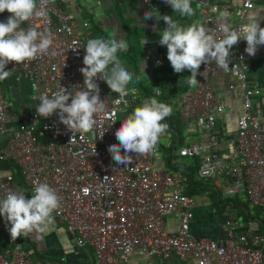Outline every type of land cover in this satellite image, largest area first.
Here are the masks:
<instances>
[{"label": "built area", "instance_id": "2783aa9c", "mask_svg": "<svg viewBox=\"0 0 264 264\" xmlns=\"http://www.w3.org/2000/svg\"><path fill=\"white\" fill-rule=\"evenodd\" d=\"M135 1L151 7L157 0ZM192 2L200 11L201 22L222 35L219 13H229L227 23L236 16L235 24L242 25L256 0H240L234 7L213 6L209 0ZM38 7L47 15L33 17L29 26L52 35L56 54L30 63L9 62L6 70L27 76L33 97L40 103L39 96H50L59 85L69 90L75 86L73 92L83 86L79 69L84 67L86 39L74 30L73 14L63 9L58 0H38ZM25 22L22 28L26 29L29 22ZM245 42L241 39L233 46L235 59L230 58L229 68H221L214 61L201 64L197 85L190 93L178 94L176 106L184 122L199 120L208 129L202 141L183 145L178 153L182 157L200 156L198 175L223 181L226 196L245 193L250 205L264 209V122L253 110L254 99L262 92L248 81ZM146 56L162 64L157 52L148 49ZM220 74L232 78L227 91L234 92L241 102L236 133L230 138L234 151L226 156L220 152L222 141L216 132L217 116L226 111V105L212 90V80ZM97 83L106 110L97 114L91 131L73 134L57 114L45 118L34 110L20 118L5 97L0 81V160L13 161L19 174V178L0 175V198L17 190H24L31 198L38 183L49 184L60 198L53 217L66 226L77 246L92 248L94 264H130L134 253L164 256L170 252L184 261L194 260L195 264H264L260 247L264 238L257 232L256 220L248 222L246 234L236 235L232 229L236 221L226 219L227 240L223 243L192 236L194 202L185 192L187 176L160 167L156 148L143 155L132 153L127 165L112 159L108 146L119 143L115 136L123 120L119 113L132 106L135 98L133 94L123 99L118 94L110 95L105 81L98 78ZM157 93L161 91L155 90ZM169 216L177 220L175 229L166 222ZM32 253L16 242L0 249V264H43L33 262Z\"/></svg>", "mask_w": 264, "mask_h": 264}, {"label": "clouds", "instance_id": "9594fccd", "mask_svg": "<svg viewBox=\"0 0 264 264\" xmlns=\"http://www.w3.org/2000/svg\"><path fill=\"white\" fill-rule=\"evenodd\" d=\"M164 2L180 17L191 18L195 15L192 0ZM5 10L11 15L6 21H0V81L12 75L11 70H6L9 62L30 63L38 57L56 54L52 35L29 26L33 17L47 15L46 10L38 7V0H0V13ZM155 10V13L147 11L145 20L156 18L159 44L166 46L167 59L173 71L181 73L189 70L191 75L187 83L192 87L198 83L197 74L201 64L214 61L221 68H229L231 50L241 39L247 42L245 52L249 56H254L258 46L264 45V27L260 24L264 17H259L260 12L246 14L242 25L227 23L229 13L220 12L218 19L223 23L219 25V32L222 35H218L206 22H193L185 26L173 19L172 15H162L158 9ZM161 19L166 25L162 31L158 27ZM23 21L29 22L26 29L21 27ZM142 43L145 44L146 39ZM84 48V67L79 69L83 74V86L73 92L75 86L69 90L59 85L58 90L50 96H39L40 103L36 106L41 117L57 114L59 121L73 134L76 131H91L97 123V114L106 110L104 99L100 97L98 78L105 81L121 99L136 92L135 87L129 88L134 81V73L118 55L128 50L124 36L116 33L108 37L89 38ZM171 113V106L155 97L143 99L141 105L133 108L116 129L115 136L119 143L108 146L112 159L117 164L127 165L131 163L132 153L143 155L153 151L168 127L162 121ZM33 193L28 198L24 190L9 191L4 198H0V216L10 223L8 231L13 240L36 232L43 233L52 223L54 211L60 207V198L49 184L38 183Z\"/></svg>", "mask_w": 264, "mask_h": 264}, {"label": "crops", "instance_id": "0c3cea01", "mask_svg": "<svg viewBox=\"0 0 264 264\" xmlns=\"http://www.w3.org/2000/svg\"><path fill=\"white\" fill-rule=\"evenodd\" d=\"M60 6L73 14L74 30L85 37L86 42L89 38H99L110 36L109 31L114 34L118 33L119 36H124L128 43V50L126 52L118 53L121 60L129 67L134 73V81L129 85V88L135 87L136 92L133 94L135 102L132 106L125 108L119 113V117H126L133 111V108L141 105L143 99L148 98L144 87L137 83L140 81L139 75L146 76L150 79L152 87H146L151 90V97L157 98V100L165 103V96L163 92L159 95L155 94V90H160L158 81L159 79H170L175 77V82L170 81L169 86L172 87L168 91L166 88L164 95L168 96V105H171V100L175 96V102L177 103V96L179 93L191 92L193 87L187 84V80L183 78V72L175 73L173 68L167 59V48L159 44V33L156 30L157 21L155 17L145 20V13L147 11L155 13V9L164 15H172L173 19L178 20L183 25L187 26L193 22H201V14L199 9L192 2V7L195 11V15L191 18L180 17L179 14L173 13V9L170 5L166 6L162 1L157 0L153 2L151 7L138 4L135 0H58ZM240 0H209L210 5H227L234 7ZM260 12V13H259ZM249 13H259V17H264V0H256L254 7L249 10ZM11 15L7 10L0 13V21H6ZM236 16L229 18V23H236ZM25 21L21 23V27H24ZM85 24V25H84ZM261 27H264V19L260 20ZM165 22L161 19L159 21V29L162 31ZM99 37H98V36ZM146 39V43L142 41ZM246 41V40H245ZM247 47V42H245ZM151 49L157 52V55L162 56V64H155L152 56H146V50ZM133 54L136 58V65L134 62L127 61V53ZM231 58L235 59V55L231 50ZM126 56L125 59H122ZM247 64V78L249 83L261 89L262 95L254 99V111L259 114L260 120L264 122V45L258 46L256 54L249 56L247 53L246 58ZM143 67V70H142ZM138 77V80L136 79ZM156 79V80H155ZM232 78L228 75L220 74L212 80V90L215 94L219 95L223 103L226 105V111L217 116L216 132L218 133L219 139L222 141L221 154L228 155L231 151H234V146L231 143L230 138L235 136L236 133V121L237 117L241 113V102L236 97V94L231 91H227V85L231 82ZM161 82V81H160ZM178 86V87H177ZM1 87L3 93L7 99L13 104V111H15L20 118H24L31 111L36 110V106L39 104L38 100L33 97V90L30 85V80L27 76L20 73H12V75L1 81ZM179 87H183L182 90ZM173 89L177 90V94L173 95ZM107 92L110 95H116L107 85ZM177 107V106H176ZM172 127L181 128L179 125L178 118H182L179 109H172V113L169 115ZM162 123H164L162 121ZM186 135H189L187 140L184 139L183 131L178 135L175 131L168 127V131H165L157 144L156 151L161 152L162 155H157V164L160 167H166L165 156H167L170 149L174 150L176 147L180 148L183 145H188L194 142L202 141L207 135L208 129L205 124L199 120L191 119L188 123L184 122ZM185 135V137H186ZM2 138L0 137V143ZM199 164L201 157L197 156ZM169 170V169H168ZM12 174L19 178L18 170L13 168L8 171L0 170V175ZM197 179L205 180L201 178L197 173ZM220 187L221 191L224 190V182L221 180L214 179ZM187 185L185 187V192ZM222 191V192H223ZM197 195L196 201L193 199V214L194 217L191 221L190 232L195 238H206L213 240L217 243H223L227 240V233L224 226V221L228 218H232L237 224L232 225V229L236 235L247 233L248 222L242 217L240 219L226 216L221 222L217 220L215 215L216 207L213 203V195L208 191V194H204V191L194 193ZM226 195V194H225ZM240 195H244L240 197ZM190 196V195H189ZM218 199V194H216ZM221 196V195H220ZM237 197V202L245 201L247 198L245 193L239 192L232 195L231 197ZM243 199V200H242ZM222 201V197L220 199ZM228 206H231L229 201L226 202ZM223 204V203H222ZM221 204V205H222ZM233 205V204H232ZM241 205H238L236 209L237 215ZM259 208L260 214L264 216V209L260 206L250 205L252 214H255V210ZM222 208L220 210H223ZM218 211V210H216ZM257 221V220H256ZM171 229H175L177 220L173 216L166 218ZM258 222V221H257ZM11 227L10 223L6 222L3 216H0V249L10 248L16 242H21L25 249H31L32 254L30 259L35 262H42L43 264H94V252L91 247H79L74 241V237L68 232L66 226L58 221L56 218L53 219L52 223L47 226L43 233L36 232L30 234L27 237H17L16 240L11 238L8 228ZM261 225L258 223L257 232L264 238V233L260 229ZM262 231V232H261ZM261 250L264 253V241L261 243ZM130 264H195L194 260L184 261L179 258L174 252H170L167 255H152L145 256L139 253L132 255V262Z\"/></svg>", "mask_w": 264, "mask_h": 264}, {"label": "trees", "instance_id": "16d2710c", "mask_svg": "<svg viewBox=\"0 0 264 264\" xmlns=\"http://www.w3.org/2000/svg\"><path fill=\"white\" fill-rule=\"evenodd\" d=\"M130 53L129 52L127 53L126 60L131 61L130 58H132V62L135 63L136 58L133 54H130ZM135 65H136V63H135ZM182 75H183V78H185L187 80V79H189L190 71L185 69ZM157 81H158L159 87L161 89V92H163V96H165L164 97L166 100L165 103L168 104V96L164 95V92H165L166 88H168V87H169L168 91L172 89V87L169 86V83H170V81L175 82V77H172L168 80L167 79H159ZM141 84L144 87L143 83H141ZM179 88L182 90L183 87H179ZM144 89H145L147 97L151 98V92L152 91L148 90V88H146V87H144ZM163 122L166 123L168 127H171L175 131V133H177L178 135L181 133V128H178L176 126L172 127L173 124L171 123L169 116L166 117ZM178 151H179L178 147H176L174 150H172V149L169 150L167 156H165V165L171 171H180L184 175L187 176L186 194L191 195V194L198 193V192L204 191L206 189H209V187H211V186H207L208 184H205L204 180L197 179V169L199 166L198 157L197 156L182 157L179 155ZM13 168L17 169L16 166L14 165L13 161H11V160H2L1 161L0 160V170L8 171V170H11ZM212 185H213V187H211V188L214 189L216 192L214 194L219 195L218 199H217V203H219L220 206L219 205L217 206L215 204V202H216L215 201V202H213L215 207L218 208L219 210L222 208H225V205L227 206V204L223 203V201L220 200L221 199L220 193L222 192L221 187L217 183H215V181L212 183ZM213 197H214V195H213ZM235 199L237 200V197H234L232 199L228 198V201L231 205L230 207L236 208L238 205H241L242 207L238 212L239 215H241L245 221L257 220L259 225H261L260 229H262V231L264 233V216L262 214H260L261 209L257 208L255 210L256 211L255 214H252V209H250V203L247 199L245 201H241L240 203H238Z\"/></svg>", "mask_w": 264, "mask_h": 264}, {"label": "rangeland", "instance_id": "374dc122", "mask_svg": "<svg viewBox=\"0 0 264 264\" xmlns=\"http://www.w3.org/2000/svg\"><path fill=\"white\" fill-rule=\"evenodd\" d=\"M110 36L111 35H113L114 33L113 32H111V31H109V33H108ZM98 36V35H97ZM99 37V36H98ZM126 58V56H124L122 59H125ZM139 79H140V81H137V83L138 84H140V85H142L141 83H143V85H145L146 87L148 86V87H152V83H151V81H150V79H148V78H146V76H141V75H139ZM135 81L136 80H134V83H135ZM178 92H177V90H175V89H173V95H176ZM175 96L173 97V100H171V108L172 109H174V108H176V110H177V107H176V102H175ZM178 120H179V125H180V127L182 128V131H183V135H184V139L185 140H187L188 138H189V135H186L185 133H186V131H187V129H185L184 128V126H186V124L182 121V119H180V118H178ZM169 129H168V127H167V129H166V131H168ZM185 135H186V137H185ZM161 138V137H160ZM156 155H158L159 157L162 155V153L161 152H157L156 151ZM163 169H168L167 167H163ZM170 170V169H169ZM171 171V170H170ZM204 182H205V184H208L207 186H211V187H213V185H212V183L213 182H211V179H205L204 180ZM211 187H209V189H206V190H204V194H208V191L210 192V193H212V194H214V193H216L215 192V190L214 189H212ZM223 191V190H222ZM221 194V197H222V201H223V203H226L227 201H228V198H226V195H225V193H224V191L223 192H221L220 193ZM241 196H243L244 197V195H240V197ZM190 197L191 198H193L195 201H196V197H197V195L196 194H191L190 195ZM243 200V199H242ZM213 202H215V204L218 206H220V204L219 203H217V196L214 194V197H213V200H212ZM227 204V203H226ZM216 210H218V211H216ZM216 210H215V217L217 218V220L219 221V222H221L226 216H232V217H235V218H238V219H240V222H242L241 220H242V217H241V215H237V211H236V209L235 208H232V207H230V206H226L225 205V209H223V210H219L218 208H216ZM223 215H225V217H223Z\"/></svg>", "mask_w": 264, "mask_h": 264}]
</instances>
